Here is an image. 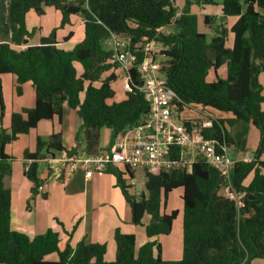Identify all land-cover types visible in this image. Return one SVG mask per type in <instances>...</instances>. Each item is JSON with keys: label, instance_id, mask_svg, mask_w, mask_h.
<instances>
[{"label": "trees", "instance_id": "1", "mask_svg": "<svg viewBox=\"0 0 264 264\" xmlns=\"http://www.w3.org/2000/svg\"><path fill=\"white\" fill-rule=\"evenodd\" d=\"M192 0H9V19L2 26L10 34L9 42L0 43V102L1 116L5 112L1 76H16L15 91L23 93V85L31 82L36 91L34 107L14 111L10 129L0 128V263L1 264H251L255 258H264V102L260 74L264 71V0H199L202 4H222V18L237 16L233 26H218L212 38L198 29V17L191 11ZM61 12V21L41 44L28 45L33 31L27 28L30 10L38 15L45 7ZM74 15L84 20V38L72 49L58 46V28L71 24ZM216 19L205 17V24ZM172 26L175 31L162 32ZM233 33L228 46V33ZM71 34V33H70ZM69 34V36H70ZM131 39V48L143 47L144 38L163 45L162 70L168 86L176 93L180 110L196 105L215 112L212 125L203 129L204 135L216 142L218 150L228 146L235 152L245 151L252 126L260 131L259 145L254 158L235 160L231 167V182L241 193L242 206L221 194L222 175L202 157H198L190 171L173 169L152 173L145 169L146 192L131 194L125 171L112 169L118 184L129 202L133 222L146 224L148 237L169 234L178 215L174 209L163 211L169 193L182 187L183 255L178 260H165L161 243L151 240L136 248L134 234L119 229L115 232L116 258L107 261L105 243L59 247V233L49 228L30 237L11 226V190L5 178L13 170L16 157L6 152V145L28 133L43 119L62 120L64 106L77 110L83 123L77 135L79 145L67 149L61 131L47 138H37L36 149L26 150L25 175L32 183L33 193L43 184L40 161L62 152L74 154L85 143L86 153L99 151L100 130L108 127L112 140L146 119L150 106L144 93L137 64L130 69L134 89L121 101L115 96L113 83L118 78L120 63L115 51L105 43L113 35ZM68 36V37H69ZM143 52L136 53L137 63ZM77 64L81 65L79 71ZM226 65L227 75L218 70ZM106 72H110L104 75ZM211 72L215 78L209 80ZM181 112V113H182ZM110 169V168H109ZM134 168L127 167L129 178ZM252 174L248 184L245 180ZM57 253V259L46 256Z\"/></svg>", "mask_w": 264, "mask_h": 264}, {"label": "crops", "instance_id": "2", "mask_svg": "<svg viewBox=\"0 0 264 264\" xmlns=\"http://www.w3.org/2000/svg\"><path fill=\"white\" fill-rule=\"evenodd\" d=\"M183 0H176L181 6ZM9 0H0V43L9 42L10 34L3 31L2 26L9 19ZM191 11L198 17V29L204 32L210 39L218 26L228 30L238 19L237 16L222 18V4H202L199 0H193ZM49 15V17L47 16ZM213 16L216 19L205 24L206 16ZM61 12L54 7H45V13L38 15L34 10L27 13V28L33 31L28 45L41 44L44 37H48L55 27L60 25ZM201 27V29H200ZM71 33V34H70ZM70 34V36H69ZM212 35V36H211ZM69 36V37H68ZM58 46L70 50L84 38V20L74 15L71 24L58 28L56 32ZM234 40L233 33H228V46H232ZM79 71L81 65L77 64ZM122 69V68H121ZM122 70L117 69L118 73ZM218 74L224 78L227 75L226 65H223ZM209 80L215 78V73L211 72ZM5 112L1 116L0 102V128L10 129L11 116L14 111L24 107H34L36 104V91L29 81L23 85V93L17 95L15 91L16 76L6 73L1 76ZM260 81L263 85L264 94V71L260 74ZM116 82V81H115ZM116 92V91H115ZM116 96V93H115ZM114 96V97H115ZM126 98L125 91L119 89L118 97L110 100L121 101ZM264 109V102L262 103ZM212 113H215L211 111ZM83 123L77 110L69 105L64 106L62 120L55 117L53 119H43L36 127L28 133L22 134L16 140L6 145V152L16 157L12 166L10 176L5 178V185L11 190V226L13 229L22 231L31 238L37 234L46 232L49 228L59 233V247L64 249L68 242L76 245L79 241L86 243H105L107 250L104 255L105 260L113 261L116 258L117 244L115 232L119 229L126 234H134L136 237V248L151 240H158L161 243V255L165 260H178L183 255V214L184 202L182 199L183 188L178 187L169 193L167 202L163 205V211L169 213L174 209L178 210L177 218L173 223L172 231L169 234L158 237H148L146 224L150 221V215L145 214L141 224L133 222L132 209L118 184L117 176L112 169L125 171L123 177L128 179L129 174L126 167L110 168L102 174H94L86 177L85 170L78 168L69 171L63 161L62 155L47 157L40 161V177L43 184L38 193H33L32 183L25 175L27 164L23 160L26 150L36 149L37 138H47L54 131H61L63 144L67 149H73L79 145L77 135ZM82 146H78L80 153H86L85 143L88 141L81 136ZM260 140V131L255 126L250 128L247 137V148L245 151L235 152L238 159L251 160ZM112 132L108 127L100 130L99 151L109 150L113 144ZM96 152V151H92ZM78 153V152H77ZM139 168L133 170L134 176ZM145 168L143 167V171ZM252 174L248 176L245 183L248 184ZM129 192L133 194L131 188ZM138 195V194H137ZM50 255V254H49ZM54 259L58 258L57 253ZM57 256V258H56ZM1 264V263H0ZM251 264H264V258H255Z\"/></svg>", "mask_w": 264, "mask_h": 264}, {"label": "built area", "instance_id": "3", "mask_svg": "<svg viewBox=\"0 0 264 264\" xmlns=\"http://www.w3.org/2000/svg\"><path fill=\"white\" fill-rule=\"evenodd\" d=\"M130 41V38L113 34L107 43L111 44L110 48L115 51L114 59L124 72L122 85L126 94L134 89L130 69L137 64L142 80L137 87L150 106L146 120L117 135L109 150L74 154L62 152L61 160L65 167L69 171L82 168L86 177L118 167H144L152 173L173 169L190 171L198 157H202L221 173V194L234 199L238 207L242 206L241 193L234 189L230 178L234 163L229 155L231 147L222 146L220 151L216 142L203 133L205 127L212 125L215 114L210 109H202V117L182 118V111L175 100L178 97L168 86L162 70V61L166 56L161 52L160 43L144 38L143 47L132 49ZM139 51L144 54L137 63L136 53Z\"/></svg>", "mask_w": 264, "mask_h": 264}, {"label": "rangeland", "instance_id": "4", "mask_svg": "<svg viewBox=\"0 0 264 264\" xmlns=\"http://www.w3.org/2000/svg\"><path fill=\"white\" fill-rule=\"evenodd\" d=\"M193 1V0H192ZM49 17V15H47ZM77 17L83 18L81 15H77ZM201 29V27H200ZM175 31V29L172 26H167L164 27V29H162V32H171L173 33ZM215 33L213 32L212 35H214ZM211 35V36H212ZM212 38V37H211ZM106 47H111L110 43H105ZM159 47L163 49V45L160 43ZM120 70H122L120 68ZM110 72H106L104 75L109 74ZM122 76H124V72L122 70V75H121V71L119 72V76L116 80V82L113 83V88L116 91V96L114 98L118 97V91L119 89L122 90L123 88V79ZM206 109V108H203ZM182 118H199L203 116V112H202V107L196 106V105H191L190 107H186L185 110L181 113ZM260 141V140H259ZM259 145V143H258ZM236 154L234 149L231 148V150L229 151V155L231 156V158H236ZM139 168L136 172V175L134 176L133 179H129L130 183L129 185H131L129 188H131V191L133 192V194H141L142 192H146V188H145V181H146V175H145V170L143 171V167H137ZM55 255H47L46 259H53ZM57 258V256H56Z\"/></svg>", "mask_w": 264, "mask_h": 264}, {"label": "water", "instance_id": "5", "mask_svg": "<svg viewBox=\"0 0 264 264\" xmlns=\"http://www.w3.org/2000/svg\"><path fill=\"white\" fill-rule=\"evenodd\" d=\"M214 73H216V72H214Z\"/></svg>", "mask_w": 264, "mask_h": 264}]
</instances>
